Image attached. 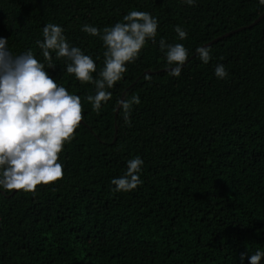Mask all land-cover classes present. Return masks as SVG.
<instances>
[{
    "label": "trees",
    "instance_id": "16d2710c",
    "mask_svg": "<svg viewBox=\"0 0 264 264\" xmlns=\"http://www.w3.org/2000/svg\"><path fill=\"white\" fill-rule=\"evenodd\" d=\"M130 10L156 17L157 37L108 89L112 97L97 114L86 99L94 85L68 75L55 53L56 67L47 69L36 41L46 24L60 25L98 74L106 49L81 26L102 30ZM263 14L259 0H0L8 50L31 49L83 105L75 139L58 161L63 177L35 194H0V264H250L264 251V18L239 31ZM230 32L202 63L195 50ZM161 38L189 51L179 77L168 74L174 66ZM218 64L227 78L215 76ZM124 94L140 98L127 123L122 109L116 117ZM136 156L143 183L112 191L111 180Z\"/></svg>",
    "mask_w": 264,
    "mask_h": 264
},
{
    "label": "clouds",
    "instance_id": "9594fccd",
    "mask_svg": "<svg viewBox=\"0 0 264 264\" xmlns=\"http://www.w3.org/2000/svg\"><path fill=\"white\" fill-rule=\"evenodd\" d=\"M180 3L195 6L196 0H180ZM259 3L264 5V0ZM158 27L156 17L137 10H130L122 21L102 30L91 24L82 25L81 30L99 37L106 49L98 74L94 59L71 45L58 24H46L43 40H37L36 44L47 61V69L56 67L52 55L55 53L57 60L67 62L68 75L82 85H94L95 94L86 99L99 114L102 105L112 97L108 89L123 79L127 65L139 58L144 46L149 41L155 42ZM174 31L180 40L187 38L180 25ZM7 45L8 40L0 37V194L19 191L35 194L38 186L54 184L63 177V166L58 161L65 145L75 139L83 120V105L80 96L55 82L31 49L14 56ZM159 47L167 64L174 66L168 68V74L179 77L189 59L188 49L182 43L169 44L163 38ZM195 51L202 63H209L210 48L202 46ZM214 74L218 79L228 76L223 64L216 66ZM117 103L127 123L132 106L138 105L140 98L132 96ZM143 164L139 156L129 159L124 174L111 180L115 185L112 191L137 189L143 183L140 178ZM244 258L242 254L241 259ZM248 259L250 264H261L264 251L257 250Z\"/></svg>",
    "mask_w": 264,
    "mask_h": 264
},
{
    "label": "water",
    "instance_id": "95a60500",
    "mask_svg": "<svg viewBox=\"0 0 264 264\" xmlns=\"http://www.w3.org/2000/svg\"><path fill=\"white\" fill-rule=\"evenodd\" d=\"M263 18H264V14L254 24H252L251 26L246 27V28H241L239 31H242L244 29L252 28L253 26L257 25L261 20H263ZM234 33H236V32H230V33H228V34H226V35H224L222 37H219V38L215 39L213 42H210V43L206 44L203 47H209V46L213 45L214 43L219 42L220 40L233 35ZM147 74H151V72H147ZM124 97H125V94L123 95L122 99H124ZM119 110H120V107L118 106L117 110H116V117L118 116ZM116 129H117V127H116ZM116 133H117V131H116Z\"/></svg>",
    "mask_w": 264,
    "mask_h": 264
}]
</instances>
